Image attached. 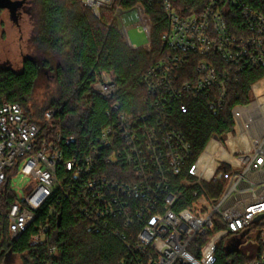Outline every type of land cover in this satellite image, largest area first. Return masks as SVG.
<instances>
[{"label":"built area","instance_id":"obj_1","mask_svg":"<svg viewBox=\"0 0 264 264\" xmlns=\"http://www.w3.org/2000/svg\"><path fill=\"white\" fill-rule=\"evenodd\" d=\"M80 2L98 20L105 12L135 49H150L149 42L131 38V32L152 31L147 9L162 16L164 55L143 77L147 109L129 113L112 105L111 123L79 146L75 136L45 133L54 110L39 126L21 105L2 104L0 231L5 225L9 240L17 241L44 212L30 241L44 243L66 210L91 230L116 236L128 251L120 264H216L220 246L243 253L241 264H264L260 81L251 85V102L233 108V131L212 138L195 159L171 121L172 112L187 113L191 101L222 111L228 84L240 73L264 67V12L244 0H207L200 13L187 17L174 0ZM92 89L106 100L120 90L116 75L104 70L96 73ZM20 176L28 180L23 194L14 183ZM56 257L57 248L47 247L44 264H57Z\"/></svg>","mask_w":264,"mask_h":264},{"label":"trees","instance_id":"obj_2","mask_svg":"<svg viewBox=\"0 0 264 264\" xmlns=\"http://www.w3.org/2000/svg\"><path fill=\"white\" fill-rule=\"evenodd\" d=\"M38 1L41 10L34 43L40 49L67 57L66 65H58L55 70L65 101L47 110H54L55 115L46 125L45 133L50 131L51 134L75 136L79 146H84L95 140L101 130L111 123L107 112L112 105L118 104L120 110L129 113L146 111L148 95L143 77L150 66L164 55L160 39L167 27L162 16L154 14L152 7L147 9L154 24L151 47L131 51L105 12L98 20L80 0ZM244 1L264 12V0ZM206 3L207 0H174L176 10L184 17L200 13ZM109 24L111 27L107 26ZM101 70L113 72L117 78L120 90L110 100L103 99L92 89L96 73ZM39 74L40 66L31 58H25L19 72L0 69V107L4 103H17L25 109L33 123L42 126L45 114L32 115L27 109ZM262 79L264 67L238 74L228 84L227 102L222 111L213 112L205 101L198 100L189 102L187 113L179 110L172 112V124L191 144L194 159L212 138L233 131V108L249 104L251 85ZM206 187L213 189L212 185L206 184ZM215 190L217 196L219 187ZM182 204L186 206L187 203ZM59 219L52 223L48 241L35 245L30 243L31 237L36 233L38 223L45 220L44 212L37 224L17 241L9 240L4 225L0 231V264L11 255L21 257L23 264H44L45 250L49 246L57 248V264H120L128 257L125 245L109 231L95 232L87 223L75 221L66 210L61 211ZM206 240L197 241L204 243ZM229 250L223 246L218 248L216 264H241L246 261L243 253H230Z\"/></svg>","mask_w":264,"mask_h":264},{"label":"rangeland","instance_id":"obj_3","mask_svg":"<svg viewBox=\"0 0 264 264\" xmlns=\"http://www.w3.org/2000/svg\"><path fill=\"white\" fill-rule=\"evenodd\" d=\"M40 10L41 6L38 0H26L18 12L17 23L11 19L8 11L0 10V69L19 72L23 67L25 58L37 61L40 66V74L27 104V109L32 115L42 116L54 105L65 101V97L57 83L55 70L58 65H66L67 57L59 53H51L47 49H40L34 43ZM137 32H131L133 43L144 44L149 42L151 47L152 31L144 35L139 31ZM119 33L125 45L131 51H138L146 47L135 49V45H127L125 34L120 31ZM259 90L264 92V79L259 82ZM27 182L28 180L25 181L21 176L14 180L21 194L24 193L23 189ZM241 251L247 253L249 249L241 243ZM3 264H23V261L21 257L11 255Z\"/></svg>","mask_w":264,"mask_h":264},{"label":"water","instance_id":"obj_4","mask_svg":"<svg viewBox=\"0 0 264 264\" xmlns=\"http://www.w3.org/2000/svg\"><path fill=\"white\" fill-rule=\"evenodd\" d=\"M25 0L22 1H14V0H0V10H6L9 12L11 19L17 23L18 22V12L22 8ZM263 216H260L256 219L259 221ZM60 220V219H59ZM235 249H230L229 252H235Z\"/></svg>","mask_w":264,"mask_h":264}]
</instances>
